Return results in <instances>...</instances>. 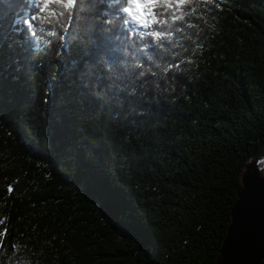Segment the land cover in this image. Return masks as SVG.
I'll return each mask as SVG.
<instances>
[{"label":"trees","instance_id":"1","mask_svg":"<svg viewBox=\"0 0 264 264\" xmlns=\"http://www.w3.org/2000/svg\"><path fill=\"white\" fill-rule=\"evenodd\" d=\"M58 10L0 2V264H217L264 156V0H158L165 47Z\"/></svg>","mask_w":264,"mask_h":264},{"label":"water","instance_id":"2","mask_svg":"<svg viewBox=\"0 0 264 264\" xmlns=\"http://www.w3.org/2000/svg\"><path fill=\"white\" fill-rule=\"evenodd\" d=\"M217 264H264V177L246 164Z\"/></svg>","mask_w":264,"mask_h":264},{"label":"snow or ice","instance_id":"3","mask_svg":"<svg viewBox=\"0 0 264 264\" xmlns=\"http://www.w3.org/2000/svg\"><path fill=\"white\" fill-rule=\"evenodd\" d=\"M77 2L78 0H30L32 14L26 20L22 18V22L33 30L37 19H48L49 21L55 19L57 23H60V18L65 15V11L58 10L59 7L60 9L69 10L68 21L70 23L72 19L70 10L74 9ZM157 3L158 0H105V6L115 8V15L126 26L125 30L128 33L138 34L141 38L145 36L153 37L159 42L160 47H165L167 46L166 42L175 32L182 31V26L173 29V24L169 21L183 20L184 15H176L175 11L153 12L152 9L155 8ZM176 3L183 5L186 0H176ZM152 22L156 24L155 29L152 28ZM40 31L43 32L44 29L41 28ZM33 34H35V31H33ZM153 50H155V47ZM9 191H12L11 187Z\"/></svg>","mask_w":264,"mask_h":264},{"label":"rangeland","instance_id":"4","mask_svg":"<svg viewBox=\"0 0 264 264\" xmlns=\"http://www.w3.org/2000/svg\"><path fill=\"white\" fill-rule=\"evenodd\" d=\"M26 17L27 16L23 15L20 18H18L16 21L19 23L21 22L22 18L25 19ZM247 164L249 165L254 164L259 174L264 177V156L260 159L250 160Z\"/></svg>","mask_w":264,"mask_h":264}]
</instances>
